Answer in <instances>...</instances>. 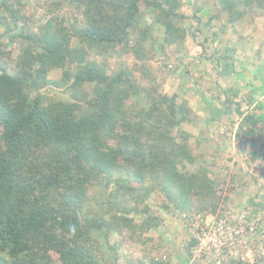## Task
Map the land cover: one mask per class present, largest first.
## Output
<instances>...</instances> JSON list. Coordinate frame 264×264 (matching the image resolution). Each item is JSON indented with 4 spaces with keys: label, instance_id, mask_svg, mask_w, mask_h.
Wrapping results in <instances>:
<instances>
[{
    "label": "trees",
    "instance_id": "obj_1",
    "mask_svg": "<svg viewBox=\"0 0 264 264\" xmlns=\"http://www.w3.org/2000/svg\"><path fill=\"white\" fill-rule=\"evenodd\" d=\"M185 1L50 0L51 16L34 32L21 0H0V264H118L124 238L146 243L161 228L147 203L153 193L178 219L217 209L212 171L187 170L198 157L183 127L194 116L188 103L87 59L130 53L142 79L155 46L151 27L138 28L141 14L163 28L164 46L178 44ZM235 1L264 7V0H217L229 23L241 16ZM63 9L73 23L57 15ZM54 70L62 76L51 79ZM48 89L69 96L53 98ZM142 93L148 104H128ZM192 246L186 240L187 259Z\"/></svg>",
    "mask_w": 264,
    "mask_h": 264
},
{
    "label": "rangeland",
    "instance_id": "obj_2",
    "mask_svg": "<svg viewBox=\"0 0 264 264\" xmlns=\"http://www.w3.org/2000/svg\"><path fill=\"white\" fill-rule=\"evenodd\" d=\"M50 0H21V2L25 5V13L28 16H32V22H31V29L36 32L37 28L41 25H43L47 19L51 16L48 13L47 8V2ZM195 3V5H194ZM258 7V6H252ZM197 8L199 9L194 14V17H198L201 19V23L197 24L196 20L193 17L192 11ZM235 9L244 11L245 15L248 14V11L250 10V7H247L242 4V2L235 1ZM261 8V7H258ZM263 8V7H262ZM261 8V9H262ZM221 9V7L218 5L217 0H186L180 9L179 13H184L187 18L179 21L176 23V26H180L182 29L185 30V40L183 42H180L178 44L173 45H163V36L164 31L162 27H159V25H155L153 23V16H151L147 12H143L140 16V22L138 24L139 30H143L145 26L151 27V42L147 40V43L154 44L155 49L152 51L153 59L149 60L145 64V75L142 79H140L138 68L139 64L135 61V58L132 54L128 53L126 55H123L120 58L115 57H102V55H95V54H89L87 59L89 61H94L99 65H102L103 68L106 71H109L110 73H116L120 69H126V71L133 75V77L137 80V84L141 87H144L145 89H152L153 87H156L157 91L156 94L162 93V94H168L172 95L174 93L178 94V98L184 99L185 96L188 97L185 100L188 103V107L191 109L193 108V111H200L196 105L197 99H200L197 97V93L204 92V88L198 87V85L195 83L196 90L193 93L192 90H190L191 87H189V82L196 79V81H199L197 79L198 73L200 74L201 71L204 70L203 66L201 65V62L199 60V57H197V52H199L201 48V43L197 42V37H199V31H203L205 33L211 31L214 26L219 27L218 25L221 23H226L225 30L230 34V32H243L244 30L247 31V29L253 25L252 19L253 15H250V20L242 21L241 23L233 22L229 23L227 22L228 16L225 15V11ZM211 12H214L219 15V18H216L215 20L213 16L210 15ZM264 13V10H263ZM57 15H65V17L69 20V23H73V16L69 14L66 9L61 10L57 13ZM192 15V16H191ZM257 16V15H254ZM211 18V20H209ZM250 22V26L249 23ZM207 23V25H206ZM259 23V21H258ZM66 25V24H65ZM238 27V28H237ZM249 30L251 31V29ZM195 29V31H194ZM2 32V28H0V33ZM243 34V33H242ZM231 37L237 36V33L230 34ZM258 36V34L256 35ZM260 36V35H259ZM224 41V40H223ZM225 42V41H224ZM200 43V44H199ZM149 44V45H150ZM200 46V47H199ZM226 44L221 42V46L218 50H216L215 53L220 51V49H225ZM17 46L16 45H10L6 48L7 51H11L13 53H16ZM149 48L147 46L145 49ZM202 69V70H201ZM62 76V71L54 70L50 72V78L51 79H58ZM151 81V82H150ZM153 81V82H152ZM203 83V82H202ZM85 90L88 89V86L86 85L84 87ZM154 89V88H153ZM192 89V88H191ZM192 92V94L190 93ZM47 96H52L53 98H61V99H67L69 94L63 91H57L54 89H48L45 91ZM139 100L137 102V98L131 99L128 101V104H136L139 106H145L148 104V98L144 96L142 93L140 97H138ZM192 100H195L192 102ZM199 112L200 118L197 116H193L192 123L188 124L186 126H183L187 132L191 135V140L195 139V136H197L196 133L203 128H206L208 130L206 134V141L204 148L202 150H199L198 148L195 150L197 157V161L192 165L188 166V171H195L198 170V168H207L210 171H212V176L214 179L218 182V186H216L217 194L218 195H226L225 199L228 197L229 192H226L225 194L222 191H218L221 187L225 186V183L227 182L232 184L231 177H230V171H234V168H229L224 160L230 159V157L225 156L224 154H221L222 156L214 157L216 154V151H214L213 147H215V143L220 144V141L222 140L220 137L219 130H215L214 127H206L205 126V116L206 114ZM203 115V116H202ZM204 119H203V118ZM207 124V123H206ZM230 127L233 129V124H230ZM226 128V127H225ZM223 131V129H221ZM227 137V136H226ZM199 138V137H198ZM197 138V139H198ZM193 143V140L191 141ZM218 156V154H217ZM232 160V159H231ZM237 160V159H236ZM248 163L244 164L242 162V170L243 172H250L252 171V168L250 165H247ZM241 170V171H242ZM235 174V173H234ZM225 177L223 182V177ZM239 178V177H238ZM232 186H234L232 184ZM232 188V187H231ZM235 195V194H234ZM236 198V197H235ZM236 200V199H235ZM163 201V198L159 194L153 193L152 196L147 200V203L149 204L152 213L159 217L162 220L161 228L157 232H150L146 235L145 238H150L151 241H148L146 243H140V242H133L130 241L129 238L123 239V244L118 247V264H139L142 262L143 264H150V260L154 259L155 261H161L164 264H203L201 259L190 262V258L187 259V254L184 249V244L187 240V231L186 229H183L181 226V223L178 216L176 214H168L164 212V210L161 208V203ZM194 204L197 205V202ZM225 205V200L224 204ZM227 206V204L224 206ZM227 208V207H226ZM228 209V208H227ZM235 211H237L235 209ZM242 211V210H241ZM193 212H198L196 210H193ZM245 212V211H244ZM249 213V212H245ZM252 215H259L260 217H263L264 221V213H249ZM262 230L260 234L258 233L259 237H264V223L261 224ZM258 237V238H259ZM119 237L115 236L114 240H118ZM144 239V238H143ZM165 250V251H164ZM162 251H164V255H162ZM163 257H166L163 259ZM186 258V260H184ZM184 260V262H183ZM255 264H264V259H257L255 260ZM207 264H210L209 262H206Z\"/></svg>",
    "mask_w": 264,
    "mask_h": 264
},
{
    "label": "crops",
    "instance_id": "obj_3",
    "mask_svg": "<svg viewBox=\"0 0 264 264\" xmlns=\"http://www.w3.org/2000/svg\"><path fill=\"white\" fill-rule=\"evenodd\" d=\"M261 8L251 7L246 15L244 11L238 10L241 16L235 22L241 23L246 18L248 21L250 15H253V25L249 27L251 31L248 28L242 32L243 34L238 31L230 32L237 33V36L231 37L226 30L214 26L207 33L203 31L199 33V37L196 34L197 42H202L207 48L203 51L200 48L196 55L204 70L197 75L199 81L194 79L189 82L193 93L196 90L195 83L198 87L204 88V92L197 93L200 99H197L196 106L200 111L195 112L193 108L192 111L194 117L198 118L199 112L204 111L206 116L205 119L202 118L206 127H214L219 131L226 130L230 128L231 123L235 125L237 121L247 116L245 123L248 124L240 121L234 138L220 136L222 139L220 144L215 143L213 149L216 151L214 157L222 156L221 154L230 157L224 161L229 168H234V171L229 173L234 186L230 183L232 188L230 186L227 188L231 195L225 199L226 207L229 210L236 209L249 213H264V7ZM210 15L214 17L213 20L216 19V13L211 12ZM248 23L250 26V22ZM210 34V40L205 43L204 38ZM213 39L216 42H210ZM221 42L226 44L225 49L215 53ZM187 98L185 96L184 100H190ZM245 125L249 129L247 132L243 128ZM201 129L196 133L195 139H192L195 150L197 148L202 150L206 144L208 130ZM242 162L250 165L251 173L254 172V175L243 172Z\"/></svg>",
    "mask_w": 264,
    "mask_h": 264
},
{
    "label": "built area",
    "instance_id": "obj_4",
    "mask_svg": "<svg viewBox=\"0 0 264 264\" xmlns=\"http://www.w3.org/2000/svg\"><path fill=\"white\" fill-rule=\"evenodd\" d=\"M219 134L227 133L220 131ZM228 186L227 182L218 191L225 194ZM218 196L221 200L215 211L184 213L179 219L187 231V240L193 241L188 254L190 262L201 259L210 264H255V260L264 259V237L258 235L264 223L263 217L224 209L226 195Z\"/></svg>",
    "mask_w": 264,
    "mask_h": 264
},
{
    "label": "clouds",
    "instance_id": "obj_5",
    "mask_svg": "<svg viewBox=\"0 0 264 264\" xmlns=\"http://www.w3.org/2000/svg\"><path fill=\"white\" fill-rule=\"evenodd\" d=\"M235 125H237L236 127H235ZM235 125H233L234 127H233V129H234V131L232 130V128L230 127L229 129H227L228 130V132H227V134H224V135H220V136H227V137H231V138H234V136H235V134H236V129L238 128V126L240 125V121H237V124H235ZM220 131H222V130H220ZM219 131V132H220ZM223 131L225 132V130L223 129ZM218 132V131H217ZM226 133V132H225ZM232 133H234L233 135H232ZM230 186V185H229ZM225 199V198H224Z\"/></svg>",
    "mask_w": 264,
    "mask_h": 264
}]
</instances>
